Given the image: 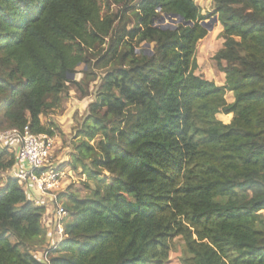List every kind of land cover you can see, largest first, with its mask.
<instances>
[{"label": "trees", "instance_id": "16d2710c", "mask_svg": "<svg viewBox=\"0 0 264 264\" xmlns=\"http://www.w3.org/2000/svg\"><path fill=\"white\" fill-rule=\"evenodd\" d=\"M211 1L203 14L194 0H0V131L53 136L41 117L69 86L86 94L70 76L107 69L75 133L86 181L58 196L69 219L50 264H164L176 236L181 264H264V0ZM214 18L223 88L196 61ZM14 165L0 147V264H44L45 207Z\"/></svg>", "mask_w": 264, "mask_h": 264}, {"label": "rangeland", "instance_id": "374dc122", "mask_svg": "<svg viewBox=\"0 0 264 264\" xmlns=\"http://www.w3.org/2000/svg\"><path fill=\"white\" fill-rule=\"evenodd\" d=\"M195 3L201 8V11L207 12V10H212V6H210V0H194ZM129 17H131L129 15ZM215 26L214 28L208 32L206 37L198 42L196 48V61L198 64V74L204 76L207 80L213 81L217 86L223 88L224 84H220L217 80V67L215 61L212 60V56L221 48L222 40L220 39L216 28V19L214 18ZM166 24V23H165ZM145 52H149L150 48L143 47ZM83 67L78 68V72H80ZM107 69L95 70L94 71V79L90 81V79L85 78L82 74H77L75 79L77 81L83 80V89L86 90V94L82 95L74 86H69L68 94L62 99L60 107L57 109L50 111L45 116L41 117L42 123L46 125L53 126L54 135L51 136L54 143V154L51 159V165L47 169H53L54 171L61 172L62 178V187L60 190V194L66 191L70 185H73L71 190L77 187L79 181H86L85 177L80 175V169L74 171L71 169V163L74 156H76L75 147L78 144L79 140L75 137V133L77 131V127L82 123L83 119L87 115L88 105L94 101L95 94L97 88L101 83V78ZM225 100L227 103L232 101V96L230 93H226ZM94 141L90 142V145H93ZM19 144L15 142L11 143H0V147L4 148L8 154H12L14 157L16 155V151ZM8 161V157L5 156L4 163ZM14 168V166H13ZM9 170L8 172H4L5 174L15 177L14 169ZM4 173H2V182L4 183ZM73 183V184H72ZM22 189L28 194L29 189L27 185L21 184ZM59 194V195H60ZM58 195V196H59ZM37 196V195H36ZM38 199V198H37ZM59 203L62 206L65 198L58 199ZM46 202V200H45ZM34 203L40 207L41 205H45V213L46 215V232L53 230L55 236H53L51 231L50 246L56 245L58 243V238L55 234L54 228V217L51 214L53 211L47 207L46 204L42 201L35 200ZM51 213V214H50ZM260 214L264 217V211H261ZM68 215L63 219V222L67 221ZM60 241V240H59ZM45 247V246H43ZM47 249V248H46ZM33 251V255L40 261H43L42 254L44 250ZM184 254V242L180 236H176L170 241V251L168 254V259L164 264H181V259ZM50 255V253L48 254ZM49 259V257H48Z\"/></svg>", "mask_w": 264, "mask_h": 264}, {"label": "built area", "instance_id": "2783aa9c", "mask_svg": "<svg viewBox=\"0 0 264 264\" xmlns=\"http://www.w3.org/2000/svg\"><path fill=\"white\" fill-rule=\"evenodd\" d=\"M17 142L19 144L15 155V178L19 184L27 185L28 189L35 192L36 200L42 201L53 211L55 234L58 238L56 245L47 247L42 254V263L50 264L49 253L56 249L64 238L63 219L67 213L58 200L62 187L61 172L47 169L51 165L54 154V143L47 134H33L25 127L19 130L0 131V143ZM38 198V199H37ZM46 200V202H45ZM45 207V205H41ZM60 240V241H59Z\"/></svg>", "mask_w": 264, "mask_h": 264}, {"label": "crops", "instance_id": "0c3cea01", "mask_svg": "<svg viewBox=\"0 0 264 264\" xmlns=\"http://www.w3.org/2000/svg\"><path fill=\"white\" fill-rule=\"evenodd\" d=\"M210 6H213V3H212V1L210 0ZM201 8H202V6H200ZM211 11V10H210ZM209 10H207V12H210ZM202 13L204 14V13H206V11H204V9L202 10ZM216 19V18H215ZM216 22H217V20H216ZM215 30L217 31V33L219 34L220 33V31H221V27H220V25H219V23L217 22L216 23V28H215ZM218 72V71H217ZM217 80H218V82L220 83V84H224V75L223 74H221L220 72H218V74H217ZM52 164V163H51ZM26 196H27V198L30 200V201H32V202H34L35 200H36V194H35V192H33V191H31L30 189H29V192H28V194H26ZM45 213H47L46 211H45ZM51 214V213H50ZM51 216H52V214H51ZM42 226H43V229H44V231H45V233H46V244H45V247H48V246H50L49 244H50V239L49 238H51V231H52V234H53V236H55L54 235V233H53V230L51 229V231H47L46 232V229H45V226H46V215L44 214V216H43V222H42Z\"/></svg>", "mask_w": 264, "mask_h": 264}, {"label": "water", "instance_id": "95a60500", "mask_svg": "<svg viewBox=\"0 0 264 264\" xmlns=\"http://www.w3.org/2000/svg\"><path fill=\"white\" fill-rule=\"evenodd\" d=\"M161 28L163 30H165V29H172V26L170 24H165V25H162ZM145 47L151 49L152 48V45H145ZM75 77H76V75L75 76L74 75L73 76H70L71 79H75Z\"/></svg>", "mask_w": 264, "mask_h": 264}]
</instances>
